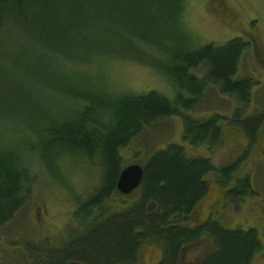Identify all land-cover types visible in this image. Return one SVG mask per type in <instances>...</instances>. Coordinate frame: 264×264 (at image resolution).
<instances>
[{
  "label": "trees",
  "instance_id": "obj_1",
  "mask_svg": "<svg viewBox=\"0 0 264 264\" xmlns=\"http://www.w3.org/2000/svg\"><path fill=\"white\" fill-rule=\"evenodd\" d=\"M187 2L0 0V42L4 27L12 21L25 43L22 52L39 58H35L39 68L36 63L30 65L38 73L22 69L24 56L16 61V70L33 80L48 101L61 103L56 91L76 107L68 114L69 119L58 113L57 119H51L36 103H27V97L22 105H32L31 110L10 105L5 98V103H0V230L31 200L34 177L28 160L48 169L55 159L66 157L71 163L87 166L97 162L103 170L99 187L86 200L77 202L73 219L78 231L56 246L49 240L28 245L31 264H137L140 248L147 243L161 246L158 264H177L181 246L202 237L212 244L213 252L206 264H252L263 248L254 228L226 229L213 219L187 227L192 223L188 212L208 192L206 176L216 174V183L227 197V184L236 181L234 172L242 163L239 160L217 168L209 158L191 156L187 148L213 149L221 145L224 127L239 130L251 146L264 126V111L247 114L257 81L239 76L242 57L253 47L252 41L234 38L220 46H200L184 25ZM157 50L163 51L158 55ZM53 61L62 62L58 67L65 63L100 68L113 61L136 63L168 84L174 100L156 91H117L105 87L103 80L104 85H96L88 93L63 92L48 75ZM202 68L204 74H195ZM72 76L74 81L79 75ZM45 77L50 81L45 82ZM208 88L236 100L238 108L230 118L215 113L193 116ZM176 117L182 121L185 145L173 144L155 151L142 166L141 185L125 196L134 197L132 203L128 207L119 205L123 207L115 211L107 208L112 196L120 195L116 182L126 166L121 151L144 129ZM232 191L238 197L253 194L247 182L234 186ZM175 215L184 217L176 219Z\"/></svg>",
  "mask_w": 264,
  "mask_h": 264
},
{
  "label": "rangeland",
  "instance_id": "obj_2",
  "mask_svg": "<svg viewBox=\"0 0 264 264\" xmlns=\"http://www.w3.org/2000/svg\"><path fill=\"white\" fill-rule=\"evenodd\" d=\"M187 1L188 5L183 18L184 25L200 46L208 43L220 46L234 38L252 41L253 47L242 57L239 76H251L257 81L252 90L247 114L262 113L264 111V0ZM20 36L12 21L7 23L1 33L3 44L0 42V103H5V98L10 101V105L14 103L29 110L36 103L37 108L47 112L51 119H57L55 113L68 118V114L75 112L76 107L65 100L63 94L54 92L61 103L55 104L48 101L35 88L33 80L26 77L20 69L16 70V61L21 60L20 56L25 58L22 60L24 63L22 69L27 68L33 73L34 68L30 66L33 63H36L39 68L37 56L30 55L25 50L22 52L25 43ZM14 48L16 51L13 52ZM161 51L163 50H157L156 53L160 55ZM163 58L166 59L167 56ZM61 63L50 62L49 64L52 65H50L48 75L56 79L53 81L60 84L59 89L63 92L67 89L77 94L88 93L93 91L92 87L105 83V87L121 92L142 94L156 91L174 100L173 91L168 84L151 69L136 63L113 61L101 68L70 66L66 63L65 66L63 64L58 67ZM204 72L205 69L202 68L195 74L201 76ZM58 73L62 81L57 78ZM44 74L46 75L45 71ZM72 75L83 77H74L77 80L72 81ZM62 76H68V78H62ZM44 81L50 80L45 77ZM92 83L94 84L91 85ZM41 88L42 91L47 92L46 88ZM48 92L50 93L49 90ZM25 97H27V103H32L29 108L22 105V99L25 100ZM35 98L40 101L34 102ZM237 105L235 99L219 96L217 89L208 88L203 99L193 111V116L207 115L209 117L215 113L230 118L238 108ZM27 116L26 114L25 117ZM182 126L181 119L176 117L144 129L141 135L121 151L125 165L145 166L155 151L165 150L173 144L182 146L184 144ZM223 130L224 140L221 145L213 149L205 146L187 148L191 156L209 158L217 168L227 167L239 160L242 162L234 172L236 181L234 183L229 181L227 184L229 191L227 197L225 190L216 183V175L206 176L209 192L199 203L196 216L194 215L196 219L194 218L193 221H204L209 207L211 206V211L220 205L221 211L214 217H218L219 223L224 228L256 229L263 248L255 254L252 264H264V126L251 146L246 136L239 130L231 127H224ZM1 137L2 134H0V139ZM27 163L34 177L31 200L10 223L0 230V264H31L28 245H36L49 240L52 245L56 246L63 239L68 240L73 232L78 231L73 219L77 202L86 200L99 187L102 179L103 170L97 162L87 166L82 162L71 163L68 158L64 157L63 160L55 159L53 166L48 169L35 160H28ZM246 177L248 180L244 181ZM246 182L253 194L246 197L234 195L232 191L234 186L245 185ZM133 198L132 196L126 198L118 194L113 195L106 203L108 206L106 207L114 211L123 206L128 207ZM119 205L123 206L118 207ZM161 256L160 246L147 243L140 248L139 261L141 264H155Z\"/></svg>",
  "mask_w": 264,
  "mask_h": 264
},
{
  "label": "flooded vegetation",
  "instance_id": "obj_3",
  "mask_svg": "<svg viewBox=\"0 0 264 264\" xmlns=\"http://www.w3.org/2000/svg\"><path fill=\"white\" fill-rule=\"evenodd\" d=\"M214 175H216V174H214ZM217 178L218 177L216 176V179ZM216 182H217V180H216ZM208 192H209V187H208ZM208 192L204 197L199 199L197 201V203L193 206L192 210L190 212H188V217L192 221V223L188 224L187 227L194 228L198 225H204L210 219H213L214 221L219 222L218 217L216 216V218H215L214 216L220 213V211H221L220 205H219V207H215L211 211H210V209H211V206H210L208 209L206 219L204 221H202V222H196V220L193 221L195 216H196V212L199 208V205H200L199 203L208 195ZM181 217H184V215H180V216L175 215L174 216V218H176V219L181 218ZM150 244H154V243H150ZM154 245H157V244H154ZM203 246H204V248H203ZM212 252L213 251H212L211 241L208 238L202 237L198 241L190 242L187 245L181 246L180 252L178 255L177 264H206L208 262L209 257L211 256ZM160 260H161V258H160ZM160 260H158V262H156L155 264H158L160 262ZM137 264H141L139 259H138Z\"/></svg>",
  "mask_w": 264,
  "mask_h": 264
},
{
  "label": "water",
  "instance_id": "obj_4",
  "mask_svg": "<svg viewBox=\"0 0 264 264\" xmlns=\"http://www.w3.org/2000/svg\"><path fill=\"white\" fill-rule=\"evenodd\" d=\"M142 178L143 169L141 166L136 164L126 166L118 176L116 190L121 195H129L141 185Z\"/></svg>",
  "mask_w": 264,
  "mask_h": 264
}]
</instances>
